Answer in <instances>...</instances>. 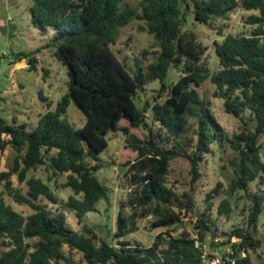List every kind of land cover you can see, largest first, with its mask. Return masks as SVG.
I'll return each instance as SVG.
<instances>
[{
  "label": "trees",
  "instance_id": "16d2710c",
  "mask_svg": "<svg viewBox=\"0 0 264 264\" xmlns=\"http://www.w3.org/2000/svg\"><path fill=\"white\" fill-rule=\"evenodd\" d=\"M238 7L259 11L251 17L257 27L250 34H228L215 40L219 68L211 70L204 62L208 47L196 32L186 29L188 19L208 25ZM31 11L32 22L42 34L50 33L44 47L68 66L69 88L56 109L42 113L31 130L15 117L9 122L0 115V150L11 147L17 152L11 170L0 176L6 180L4 187L9 194L31 208L28 214L16 210L0 191V248L5 246L0 264H200L201 251L192 233H173L172 227L183 222L195 200L189 191L179 192L170 182L171 162L180 156L190 159L193 185L202 176L201 162L212 145L225 140L235 153L230 159L231 184L218 204L214 198L222 192V182L212 189L195 227L200 239L206 241L209 233L217 232L213 207L218 219L231 218L233 198L244 191L252 203L248 223L225 233L226 241L218 245H231L237 264H264V158L260 141L264 136V0H141L137 7L129 0H33ZM134 18L144 21L140 28L154 35L159 51L147 66L136 59V67L129 69L112 45L121 28ZM17 58H27L30 69H36L37 57L31 52H20ZM179 63L184 64L183 74L170 84L169 69ZM156 79L161 88L140 108L135 99L138 92ZM208 80L215 87L213 95L224 99L227 112L242 120L243 127L232 137L200 92ZM72 99L86 114L81 127L65 117ZM148 111L153 114L151 122L146 117ZM246 111L253 117V127L242 116ZM192 119L196 125L193 136L188 134ZM122 121L148 129L149 134L141 139L128 127L121 129ZM111 129L123 130L134 138L138 158L128 164L139 187L129 202L143 208L140 214L134 211L129 217L121 209L114 235L119 238L138 230L139 216H148L147 207L155 202L163 206V213L153 221V227L165 230L156 234L150 246L128 240L114 244L84 223V216L96 210V203L108 198L107 186L97 175L102 164L90 160L108 147ZM40 166L50 173L47 181L28 177ZM14 173L18 174L19 188L10 179ZM58 175H65L63 186L73 190L66 201L49 183ZM61 206L76 211L80 231L68 226ZM233 237L238 240L233 242Z\"/></svg>",
  "mask_w": 264,
  "mask_h": 264
},
{
  "label": "rangeland",
  "instance_id": "374dc122",
  "mask_svg": "<svg viewBox=\"0 0 264 264\" xmlns=\"http://www.w3.org/2000/svg\"><path fill=\"white\" fill-rule=\"evenodd\" d=\"M141 0H129L133 6H139ZM33 6V0H0V18L3 19L4 27L0 29V54H7L11 51L24 50L33 52L37 57V68L30 70L26 76V72L19 74L17 79L16 89L0 95V115L6 118L9 122L15 117L18 122L25 123L28 130L35 127L38 123L39 114L46 111V107L56 109L59 99L68 91L69 74L68 66L62 63L53 53L52 50L43 47L45 42L49 40V34H42L29 21V11ZM258 10H247L243 7H238L224 17L214 18L210 24L205 25L193 17H189L186 24V29L197 33L202 42L207 45L208 49L205 54L204 62L211 70L219 68V60L214 51V41L222 40L228 34L241 35L250 34L257 27L252 22V16L258 15ZM144 21L132 19L129 24L121 28L119 38L112 48L119 59L124 60L129 69L136 67V59H139L142 65L147 66L156 57V52L159 51V45L153 34L147 30H142L141 25ZM12 27V28H11ZM148 50V53L144 51ZM29 66L25 69H30ZM25 63V64H26ZM23 65V64H22ZM16 67H19L16 66ZM46 67L47 70H43ZM183 63L172 64L168 72V82L172 84L181 74H183ZM10 69H7L4 76L0 77V92L10 84L8 79ZM21 84V85H20ZM159 79L152 80L146 84V87L138 92L136 96L137 105L142 108L147 99H152L161 88ZM215 87L208 80L201 88L200 92L205 97L213 113L223 127L225 133L232 137L238 133L243 127L241 118L227 112L224 104V99L215 97L213 92ZM251 126H254L253 117L249 111L242 115ZM77 127L83 126L86 121V114L79 104L72 99L67 114L65 115ZM147 120H153L151 111L147 112ZM192 127L188 132L189 135H194L196 128L195 122L192 119ZM121 129L128 127L130 133L144 139L148 134V129L130 126L129 122L122 121L119 126ZM109 145L99 154L97 159L92 163L100 162L101 169L97 175L108 189V198L102 199L96 203V210L90 211L84 216V223L93 226L96 231L107 238L114 244L121 240H128L131 243L150 246L159 232L165 228L153 227V221L163 213V206L157 203L150 204L147 209L148 216H139V229L129 232L122 237L115 236L118 224V215L121 209L125 217H129L134 211L141 213V207L130 204L129 199L134 197V190L138 189V181L132 179L135 173L128 162H133L138 158V151L134 149V138L129 137L123 130L111 129L107 134ZM263 144L262 156L264 158V136L261 138ZM17 152L13 148H7L5 151L0 150V175L3 171H9L14 165V159ZM235 156L230 143L225 140L223 143L215 142L212 145L211 152L206 154V160L201 162L202 176L193 185H191V164L187 156H180L171 162V171L169 179L171 183H175L179 192L189 191L194 198V208L184 217L182 223H178L172 227L175 235H180L183 231L197 233L195 227L201 213L207 206V195L215 188L219 182H222L220 195H215V202L218 204L224 196V192L231 184L233 176V167L230 159ZM49 172L44 166L38 169L31 170L28 177L36 176L47 181ZM10 179L15 188L21 185L17 173L10 176ZM56 180L58 182H56ZM65 175H58L50 181V185L55 189L56 194L62 201H66L73 190L70 187H64ZM0 176V191L4 192V197L16 210L25 214L31 212V208L25 204L18 203L14 197L5 189L4 183ZM252 186H255L254 183ZM264 190V184L261 185ZM62 203V202H61ZM64 203V202H63ZM62 205V204H60ZM252 203L245 196L244 191H239L233 198V212L231 218L221 217L218 219L216 206L213 207V218L217 220V232L209 233L206 236V242L212 241L214 237H218L220 242L226 241V234L230 233L235 228H244L248 223V214ZM68 216V226L75 231H80L82 225L78 221L76 211L73 209L61 206ZM137 208V209H136ZM161 209L158 211V209ZM161 212V213H160ZM264 225V217L262 219ZM219 242V243H220ZM3 245L0 248L4 249ZM224 248V247H223ZM263 255V252H261ZM78 256V255H76ZM261 260V259H259ZM62 264H67L62 262Z\"/></svg>",
  "mask_w": 264,
  "mask_h": 264
},
{
  "label": "built area",
  "instance_id": "2783aa9c",
  "mask_svg": "<svg viewBox=\"0 0 264 264\" xmlns=\"http://www.w3.org/2000/svg\"><path fill=\"white\" fill-rule=\"evenodd\" d=\"M11 63H15V59H10ZM192 237L195 240V246L201 251V263L200 264H237V258L234 255V251L231 245L225 248H221L218 244L220 242L218 237H214L209 244L206 241H202L197 233H192ZM238 238L233 237L232 241H237ZM245 255V254H243Z\"/></svg>",
  "mask_w": 264,
  "mask_h": 264
},
{
  "label": "crops",
  "instance_id": "0c3cea01",
  "mask_svg": "<svg viewBox=\"0 0 264 264\" xmlns=\"http://www.w3.org/2000/svg\"><path fill=\"white\" fill-rule=\"evenodd\" d=\"M30 9V11H29V21H30V24H32L37 30H39L40 32H41V30L38 28V26H36L33 22H32V11H31V8H29ZM4 22H3V19L2 18H0V29H2L4 26ZM12 28V27H11ZM42 33V32H41ZM45 44H46V42H45ZM44 44V45H45ZM44 45H43V47H44ZM45 48V47H44ZM46 49H49V48H46ZM52 50V49H51ZM24 50H18V51H11V52H8L7 54H0V56H1V58H2V61L3 62H7L10 66H9V68L8 69H10V72H9V75H8V79L10 80V84H8V86L5 88V90L4 91H1L0 92V95H4V94H6V93H8V92H10L11 91V88L12 89H16V87H17V79L16 78H18V76H19V74H23L24 72H26V76H28L27 74L28 73H30L31 71V69H25L26 67H24V66H29L28 65V63H26V61L28 60L27 58H23V59H19V58H17V54H19L20 52H23ZM26 52H29V51H26ZM32 53V56H35V55H33V52H31ZM52 53L54 54V51L52 50ZM55 55V54H54ZM36 57V56H35ZM57 57V56H56ZM15 59L16 60V62L15 63H11V61H10V59ZM38 61V60H37ZM26 63V64H25ZM23 64V65H22ZM19 65V67H16V66H18ZM36 68H37V66H36ZM43 70L45 71V70H47V68L46 67H43ZM21 85V84H20ZM68 92V91H67ZM66 92V93H67ZM65 93V94H66ZM49 106V105H48ZM48 106H45L46 107V111L50 108H52L53 107V104H52V107H48ZM45 111V112H46ZM44 113V112H43ZM42 113H40L39 114V117H40V115H41ZM38 120H39V118H38ZM20 123V122H19ZM35 123V127H36V125H37V123L36 122H34ZM25 124V123H24ZM26 125V124H25ZM35 127H33V128H35ZM32 128V129H33ZM223 248V247H222ZM255 264H258V263H255ZM263 264V263H262Z\"/></svg>",
  "mask_w": 264,
  "mask_h": 264
},
{
  "label": "water",
  "instance_id": "95a60500",
  "mask_svg": "<svg viewBox=\"0 0 264 264\" xmlns=\"http://www.w3.org/2000/svg\"><path fill=\"white\" fill-rule=\"evenodd\" d=\"M9 64L7 62H3L0 56V77H3L6 70L9 68Z\"/></svg>",
  "mask_w": 264,
  "mask_h": 264
}]
</instances>
